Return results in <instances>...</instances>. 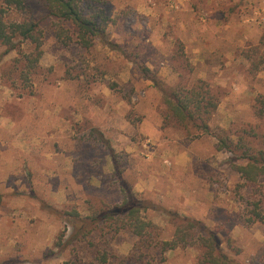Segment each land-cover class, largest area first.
<instances>
[{
  "label": "rangeland",
  "instance_id": "rangeland-1",
  "mask_svg": "<svg viewBox=\"0 0 264 264\" xmlns=\"http://www.w3.org/2000/svg\"><path fill=\"white\" fill-rule=\"evenodd\" d=\"M25 1L41 57L28 69L35 45L0 46V264H204L206 231L234 264H264V178L246 184L216 150L264 151V0H100L106 42L89 49L57 42L44 0ZM200 83L218 103L208 132L178 125L161 93ZM123 188L143 237L122 218L79 228ZM178 227L186 243L162 250Z\"/></svg>",
  "mask_w": 264,
  "mask_h": 264
},
{
  "label": "trees",
  "instance_id": "trees-1",
  "mask_svg": "<svg viewBox=\"0 0 264 264\" xmlns=\"http://www.w3.org/2000/svg\"><path fill=\"white\" fill-rule=\"evenodd\" d=\"M47 16L51 18V29L54 38L61 45L68 47L75 43L81 48L89 49L95 38L105 41V31L110 23V18L101 6L100 0H44ZM16 12L20 19H10L8 16ZM42 31L32 15L31 8L25 0H0V46L7 50L15 48L16 41L22 40L35 45L32 58L26 57L27 68H35L41 57L40 37ZM112 46V44H108ZM116 47V46H115ZM156 84V83H155ZM163 102L174 121L188 130L189 126L208 132L205 118L217 109L218 103L207 90V86L200 83L197 87L181 90H162ZM257 114H264V100L258 99L255 107ZM200 122L197 124V122ZM217 151L226 150L234 153L237 160L244 164L230 163V168L239 174L246 184L256 185L260 178H264V151L254 148L243 138L239 137L235 145L228 139L218 138ZM123 190V197L118 205L111 209L102 210L88 219L82 221L79 228L85 230L98 221L112 220L124 221V226L135 236L143 237L150 222L140 217L141 207L134 198ZM188 231L193 222L203 227L200 222L184 219ZM188 234L180 227L176 229L173 240L162 243V250H172L186 243ZM205 249L204 264H234L219 249L215 235L206 231L200 237Z\"/></svg>",
  "mask_w": 264,
  "mask_h": 264
}]
</instances>
